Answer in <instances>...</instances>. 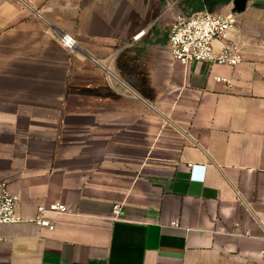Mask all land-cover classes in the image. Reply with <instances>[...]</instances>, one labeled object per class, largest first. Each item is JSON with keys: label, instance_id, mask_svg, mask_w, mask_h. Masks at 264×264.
Returning a JSON list of instances; mask_svg holds the SVG:
<instances>
[{"label": "crops", "instance_id": "1", "mask_svg": "<svg viewBox=\"0 0 264 264\" xmlns=\"http://www.w3.org/2000/svg\"><path fill=\"white\" fill-rule=\"evenodd\" d=\"M206 13L235 18L241 65L173 60L175 17ZM263 42L264 0H0V185L22 218L0 264H264Z\"/></svg>", "mask_w": 264, "mask_h": 264}, {"label": "built area", "instance_id": "2", "mask_svg": "<svg viewBox=\"0 0 264 264\" xmlns=\"http://www.w3.org/2000/svg\"><path fill=\"white\" fill-rule=\"evenodd\" d=\"M235 18L233 16H220L215 14H197L193 16L177 15L171 25L168 34L169 51L173 60L182 65L189 66L193 63L205 62L211 65H222L235 68L244 61L245 46L236 32ZM144 34L142 32L140 35ZM140 35L137 36L140 37ZM60 46L73 51L76 41L69 35L62 34L58 38ZM264 56V42L260 44ZM231 85L227 79L217 78ZM194 172L193 178L202 180L203 169L191 165ZM200 173L199 176H195ZM19 199L12 195L6 184L0 185V226L22 222L17 214ZM66 213V207L60 204H52L49 207L40 206L34 222L41 227L55 229V224L48 221L46 212ZM114 221L125 218V211L121 205H114L111 213ZM264 255V250L262 251Z\"/></svg>", "mask_w": 264, "mask_h": 264}, {"label": "water", "instance_id": "3", "mask_svg": "<svg viewBox=\"0 0 264 264\" xmlns=\"http://www.w3.org/2000/svg\"><path fill=\"white\" fill-rule=\"evenodd\" d=\"M249 1L250 0H233V12L239 14L243 13Z\"/></svg>", "mask_w": 264, "mask_h": 264}]
</instances>
